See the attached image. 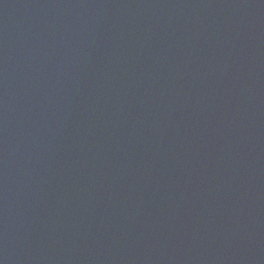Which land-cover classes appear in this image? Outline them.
<instances>
[{
	"label": "water",
	"instance_id": "1",
	"mask_svg": "<svg viewBox=\"0 0 264 264\" xmlns=\"http://www.w3.org/2000/svg\"><path fill=\"white\" fill-rule=\"evenodd\" d=\"M0 264H264V0H0Z\"/></svg>",
	"mask_w": 264,
	"mask_h": 264
}]
</instances>
